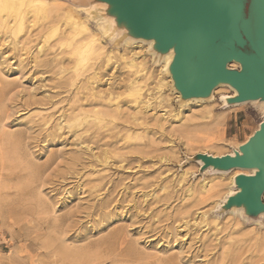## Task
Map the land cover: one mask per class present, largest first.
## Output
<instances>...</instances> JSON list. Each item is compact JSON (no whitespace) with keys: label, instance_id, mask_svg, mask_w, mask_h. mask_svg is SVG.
<instances>
[{"label":"rangeland","instance_id":"1","mask_svg":"<svg viewBox=\"0 0 264 264\" xmlns=\"http://www.w3.org/2000/svg\"><path fill=\"white\" fill-rule=\"evenodd\" d=\"M22 1L0 0V23L9 24L0 26V264H264V217L231 212L235 183L216 198L202 190L203 183L207 189L229 183L234 170L205 172L202 157L238 153L264 122L259 105H236L228 87L203 103H187L160 73L162 53L152 57L145 45L142 57L153 78L140 84V94L128 87L114 94L127 108L125 120L109 119L89 142L91 132L77 134L92 118L63 122L74 100L90 94L82 80L96 62L78 46L86 33L70 19L85 21L106 46L113 59L102 72L109 83L132 74L124 58L136 49V33L111 42L83 9L95 6L97 19L107 17L120 8L118 0H42L28 4L18 21ZM158 76L168 82L154 91ZM160 95L170 106L157 105ZM210 110L220 117L218 128H211ZM102 143L111 144L108 165L100 161Z\"/></svg>","mask_w":264,"mask_h":264},{"label":"water","instance_id":"2","mask_svg":"<svg viewBox=\"0 0 264 264\" xmlns=\"http://www.w3.org/2000/svg\"><path fill=\"white\" fill-rule=\"evenodd\" d=\"M123 15L142 19L148 31L178 42L177 64L185 65L179 88H204L218 78L232 80L241 98L264 97V0H118ZM139 32L144 34L143 31ZM239 60L243 68L228 69ZM243 156L210 159L223 167H259L242 176L234 202H247L253 212L264 207V124L243 147Z\"/></svg>","mask_w":264,"mask_h":264},{"label":"bare ground","instance_id":"3","mask_svg":"<svg viewBox=\"0 0 264 264\" xmlns=\"http://www.w3.org/2000/svg\"><path fill=\"white\" fill-rule=\"evenodd\" d=\"M106 1L110 3V0H106ZM111 1H113V0H111ZM22 2H23V5H16V7H17V11L16 12L18 14V19H17L18 21H22V19L24 21L23 17H25V16L23 14H24L25 9H26L28 4L30 5V3H32L31 5H33L35 2H42V0H26V2H24V1H22ZM38 4H40V3H38ZM0 8H1V6H0ZM83 9L86 10V12L92 18L97 20L98 28L101 31L102 35L104 37L110 39L111 42H113V41L115 42L117 40L123 39V36L125 34H128V33H130L132 35L133 34L135 35V33H136L137 41H136V43L134 42L135 46H136V49L134 51H130V53H128V55L125 54L127 57L124 58L125 60H128L127 67L132 71L131 72L132 74L129 73V74H126V76H122V78H120L119 76L114 75V73H112L111 75H114V78H112L111 79L112 82L109 83L108 81L110 80V78H109V80H105L104 81L105 74L102 72L103 70L107 72V68H108L107 67L108 66L107 63L113 59L110 55L105 53L106 46L101 43V41L91 31L90 27L87 25V23L85 21H80L79 19H76L75 17H74V19L73 18L70 19L72 21V23L75 24V26H78V27L81 28L82 33H86V37L84 39H81V41H79V43H77L78 46L80 47V49L85 50V51H87V53L92 54L94 57H96L95 64H92V66L90 68L92 70V73L91 74L89 73L90 75H86V78L84 76L85 79L83 78V80H82L83 84H85V85H84V87H81V88L88 89L90 91V94L88 95V97L85 96L84 99H86V100L77 97L76 100H74L75 103L74 102L72 103V105L73 104L74 105L71 106L69 111L65 112V115H64V121L63 122L67 126L79 125V122L82 121L83 119L92 118V121L90 119H88V120H90L88 128L85 129L84 131L82 130L83 131L82 133H78L77 134L80 138H81V136L84 133H88V132H91V134H93V135L97 134L100 126H104L106 124L107 125L109 124V121H110L109 119H118V120L124 119L125 120V114L126 113H125L124 109H127V108H123L124 105L122 104V102L118 101V98L120 96L118 98H114L113 95L116 94L117 92H120V91L121 92L122 91L126 92L127 91L126 87H128V89L130 88L134 92H136L135 94H140V93H138V92L141 91V85L140 84L142 82L144 83L145 81L149 80L151 78V76L153 78V73H150L149 71H147V64H148L147 58L146 57H142L143 53H144L143 50H145V45L147 46L146 50L149 52V54L152 57L155 56V52H161L162 53V55H163V62H162L163 66H162V68L160 70V73L163 72V74H167L168 75V77L174 83L173 85H175V87H176L175 90H178V92L177 91L176 92L179 93L180 96H182V95L185 96L186 95L181 89H178V86L181 85L182 83H184L187 79L184 78V77H181L179 80H177V78H176L177 76H180L182 70L185 68V65L179 66L177 64V57H178V49H177L178 42L177 41H175V40H166V39L158 36L157 34L151 32V31H148L146 26H145V22L142 19H140L138 21V20H136V19H134L132 17L125 16V15H123L122 10L116 9V10H114L115 14L109 15L107 17L106 16L105 17H100L99 16L98 17L99 19H97L96 18L97 15L96 16L94 15V12H97V8L95 6H93V7H83ZM12 10L14 11V9H12ZM25 15H26V13H25ZM13 16H14V14H13ZM20 23H22V22H20ZM1 25H2L3 28L9 26V24L6 23V21H2L0 23V26ZM22 30H23V27H22ZM139 30L143 31L144 34H141L139 32ZM18 31H20V30H18ZM80 33H81V31H80ZM128 44H129V41H126L125 44H124L125 45V49H126L125 51H128L129 48H130V46ZM138 50H140V51H138ZM88 57H89V55L87 56V58ZM231 65H234L232 67H236L238 69L243 68V63L241 61H239V60L228 61L227 64H226V67L229 69L231 67ZM157 79H158L157 82L155 81L156 84H155V87H154V91H155V89L156 90H160V88H163V86L165 85L164 82H168V81L161 80L159 76H158ZM88 82L89 83L91 82L92 84H94L92 89L88 88V86L86 87V84H88ZM222 87H228L232 91H234V97L236 98V101H235L236 105L243 106V105H246V104H255V105L258 104L259 105V109L264 112V97L263 96L256 97V98L242 99L241 98V92H240L239 88H237L233 84L232 80L226 79V78H218L212 84L208 85L207 87L198 88V89H196L194 91H189V95H186L187 103L188 102H194V101L197 102V103H203V101L206 100L207 96H209L211 94H214V91H216L217 89L222 88ZM129 91H131V90H129ZM80 92H82V90L80 91V88L77 87V93L78 94H82ZM78 94H76V95L78 96ZM86 94L87 93L85 92L84 95H86ZM141 95H143V94H141ZM148 95H152V97L151 96L150 97L154 98L152 93L148 94ZM134 97H136V96H134ZM138 97L139 96H137V98ZM160 97H162V100L157 105L162 106V107L159 106L161 109L162 108L165 109L166 107L170 106L169 100H167V96H165V97H163L161 95L157 96V98H160ZM207 100H209V99H207ZM76 102H77V105H76ZM138 102H139V100H138ZM149 102H150V100H146V101L142 100V103L144 104V106H146V105L147 106H149V105L151 106L152 102L151 103H149ZM139 105L141 106V104H139ZM140 108H142V107H140ZM144 109H146V108H144ZM146 110H148V109H146ZM154 111H156V110H154ZM154 111H152V112H154ZM207 112H208V114L210 116V119L212 120V122L210 124L211 128H213V127H215V128L217 127L218 128L219 127V123H220L219 122L220 121V117H215L214 112H212L211 110L207 111ZM137 113H138V111H137ZM141 113L142 112H140V115H141ZM142 114H144V113H142ZM165 115H166V112L162 116H165ZM144 116H142V117H144ZM149 116L152 117L153 115L152 116L149 115ZM157 117L158 116H156L155 119H157ZM132 119L134 121V118H132ZM136 122H138V121H136ZM130 123L132 124L134 122H130ZM113 124L116 125V122L113 123ZM123 124H125V123H123ZM138 124H140V123H138ZM263 124H264V122L259 126L258 130H256V132L247 140V142H249V140L262 128ZM137 125H135V127H137ZM59 126H60V129L63 128L62 124H59ZM118 126H121V125L118 124ZM111 127H109V128H111ZM124 127H125V125H124ZM127 127L129 128L131 126H126L125 129L128 131L129 129H127ZM112 128L114 130V127H112ZM112 128L110 129L111 131H113ZM106 130H108V128ZM110 130H108V131H110ZM115 130H116V128H115ZM115 130L113 132H116L118 129L116 131ZM135 130H137V129L135 128ZM121 131H124V128H121ZM126 133L127 132H125L124 134H126ZM91 134L89 136V139L87 140L89 142H93L95 140V135L91 136ZM113 135H115V134H112L111 137H115L116 138V136H113ZM117 135H119V134H117ZM120 135H122V134H120ZM120 135H119V137H122ZM124 137H126V136H124ZM106 139H110V138L107 137ZM128 139H129V137H128ZM112 140H114V139H112ZM109 141H111V140H109ZM85 143H86V140L82 139L81 144L85 145L84 147H86L87 150L90 149L91 151L90 150L89 151L93 152V147L88 145V143L87 144H85ZM94 143L98 144V141H96ZM109 143H106L105 145H103V143H102V145L104 147L101 149L103 151H100V153H102L103 159L101 158L102 156L100 158L98 156H95L97 153L96 154L95 153H91L92 156H94V158L96 157L99 160L102 159L100 161H102L106 165H108V163H109L108 159L112 158V155L110 156V150L108 148L109 146H111V144H109ZM126 143H127V141H126ZM127 144H129V142ZM96 146H98V145H96ZM129 146H127V147H129ZM133 146H135V145H133ZM99 147H95V148L99 149ZM242 147L240 148V151L238 153L233 154V155H227V156L231 157V158H236L238 155L243 156L244 154H243V151H242ZM95 148H94V152L96 150ZM113 148H110V149L112 150ZM133 148H135V147H133ZM114 149H117V148H114ZM118 149H119L118 151L116 150L117 152H120V150H122L121 148H118ZM112 152H114V151H112ZM223 157H226V156H223ZM223 157H218V158H223ZM96 158L94 159L95 161H96ZM202 159H203V161L206 164L205 165L206 166L205 172H207V171H209L211 169H214V170L220 171L221 173H219V174H223L224 175L225 173L229 172L230 170H234V173L229 177V183H225L222 180L219 183H217L215 185H212L210 187V189H207L208 183H203L202 184L203 192L208 197L212 196L211 198H214L213 197L214 195H215V198H216L218 193H221L223 191V189H225L224 188L225 185L228 187L229 185L234 184V183L238 186L239 192L237 194H239L243 190V187L239 184L240 177H242V176L252 177V176L256 175L258 172H260V168L259 167H251V168L230 167V168H227V167H223V166H221L219 164H215V163H212V162L210 163L209 162L210 159H216L214 157L203 156ZM78 160H79V158H78ZM90 161H92V160H90ZM97 162H99V161H97ZM185 174H187V173H185ZM242 174H244V175H242ZM225 194H226V192H225ZM230 194L231 193H229V195ZM237 194L234 195V196L231 194L229 196V200H227L229 206L233 205V208H232L231 212H235L236 211L240 215H246V216H249V214H253L252 213L253 211L250 209V206H249V204L247 202H245V201H243V202H234L233 201L234 197H236ZM262 196L264 197V191H263V195ZM208 197L206 199H210ZM219 197H221V196H219ZM229 212H230V210H229ZM256 214H259L261 217H264V207H263L262 210L258 211ZM204 216H206L205 213H204Z\"/></svg>","mask_w":264,"mask_h":264}]
</instances>
